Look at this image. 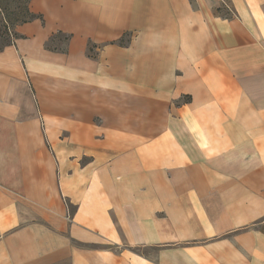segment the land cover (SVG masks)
<instances>
[{
  "label": "crops",
  "instance_id": "0c3cea01",
  "mask_svg": "<svg viewBox=\"0 0 264 264\" xmlns=\"http://www.w3.org/2000/svg\"><path fill=\"white\" fill-rule=\"evenodd\" d=\"M229 2L30 1L0 51V264H264V0Z\"/></svg>",
  "mask_w": 264,
  "mask_h": 264
},
{
  "label": "trees",
  "instance_id": "16d2710c",
  "mask_svg": "<svg viewBox=\"0 0 264 264\" xmlns=\"http://www.w3.org/2000/svg\"><path fill=\"white\" fill-rule=\"evenodd\" d=\"M30 1L31 0H0V51L6 46L12 44L14 39L20 37V35L16 32V27L18 25L41 17L30 11ZM223 7L224 6L217 8V13L227 18L233 17L231 13L223 14ZM51 42H53V38L49 41V47H51ZM121 42H123V40H121ZM187 98L186 100H190L189 96Z\"/></svg>",
  "mask_w": 264,
  "mask_h": 264
},
{
  "label": "rangeland",
  "instance_id": "374dc122",
  "mask_svg": "<svg viewBox=\"0 0 264 264\" xmlns=\"http://www.w3.org/2000/svg\"><path fill=\"white\" fill-rule=\"evenodd\" d=\"M226 3H224V7H223V14L224 13H231V9H230V2L229 0H224ZM0 44H1V39H0Z\"/></svg>",
  "mask_w": 264,
  "mask_h": 264
}]
</instances>
